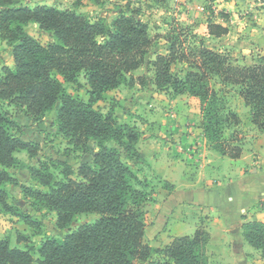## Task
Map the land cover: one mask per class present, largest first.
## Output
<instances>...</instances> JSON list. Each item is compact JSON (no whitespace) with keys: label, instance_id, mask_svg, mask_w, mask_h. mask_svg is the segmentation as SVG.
<instances>
[{"label":"trees","instance_id":"obj_1","mask_svg":"<svg viewBox=\"0 0 264 264\" xmlns=\"http://www.w3.org/2000/svg\"><path fill=\"white\" fill-rule=\"evenodd\" d=\"M20 1L0 0V40L11 47L14 58L13 67L4 64L0 73V206L13 210L6 184L18 185L10 172L20 163L16 153L39 156L40 145L22 133L41 123L58 104L59 133L74 151L91 154L92 158L81 161L77 169L67 166L60 179L44 164L31 169L47 191L20 187L57 213L60 229L81 213L98 217L63 238H46L36 249L13 247L8 239H0V264H138L153 255L157 256L152 264H208L210 233L203 224L194 234L175 236L164 247L145 242L147 204L155 202V189L132 167L146 161L138 149L140 128L119 120L112 110L104 114L98 106L109 91L150 82L147 75H134L146 62L154 42L140 10L125 11L109 23L102 16L92 19L73 10L44 4L31 7ZM30 23L51 32L55 41L42 44L26 30ZM207 23L214 37L228 33L226 26L212 18ZM196 38L189 29L172 26L166 38L167 53L156 54L148 63L154 71L152 82L173 96L198 98L200 127L209 146L232 159L240 158L244 150L241 117L228 107L221 89H216L211 79L237 88L249 108L251 123L264 131V54L252 64H234L227 53ZM176 63L187 64L184 77L173 74ZM81 74L88 85L87 100L75 97L66 87V83L79 84ZM4 102L23 112L13 114ZM164 187L174 188L166 181ZM22 218L31 228H38L28 213ZM243 236L264 258V222L245 223ZM28 240L24 234L17 239Z\"/></svg>","mask_w":264,"mask_h":264},{"label":"rangeland","instance_id":"obj_2","mask_svg":"<svg viewBox=\"0 0 264 264\" xmlns=\"http://www.w3.org/2000/svg\"><path fill=\"white\" fill-rule=\"evenodd\" d=\"M20 2L31 7L44 4L62 10H73L87 14L92 19L102 16L109 23L125 11L140 10V17H142L144 22L148 23L149 33L154 38V42L146 56V62L134 74L135 76L147 75L150 82L146 87L140 84L133 88L123 85L115 91L106 93L103 100L98 103V106L104 114L112 110L117 118L123 122L129 121L132 123L136 119V122L141 125L140 129L144 133L150 134V137H145L140 142L144 150H148L146 148L154 145L156 151L161 149L162 153H165L169 145L176 143V139L180 137L181 130L184 133L188 130L187 136L185 135L186 137L194 136L197 138L199 134L198 129H196L200 108L199 99L188 95L172 98L167 92L159 90L151 84L153 83L154 71L148 63L156 57V54L167 53L169 42L166 38L170 35L172 26L175 29L181 26L189 29L190 33L197 34L196 40L202 39L206 46L216 51L227 53L234 64L249 65L256 62L258 56L264 54V44L262 46L245 42L249 41L251 37L247 33L235 32L221 38L210 37L204 31L207 14L202 16L196 14L197 12H202L200 10L201 6L209 8V5H211L207 3L209 0H206V3L204 1L197 3L194 0H189L191 5L195 4L196 6V9L194 8L196 18L193 19L188 18L190 8H188L187 0H166L164 2H156L154 0H99L98 2L96 0H21ZM26 30L44 45L55 41L54 35L51 32L41 29L36 23L27 25ZM189 41H192V39H189ZM3 63L13 65L14 61L11 47L6 42L0 40V68ZM172 69L173 74L179 77H184L188 71L187 64L184 63H176L172 66ZM79 78V84L66 83V87L75 97L87 100L89 97L87 94L88 85L83 74ZM211 84L216 89H221V93L227 99L229 108L239 109L243 118L247 115L244 111L246 107L238 94L237 88L232 86L224 87L215 78L211 79ZM3 105L13 114L23 112L20 107L11 103L4 102ZM58 108L59 105H55L52 110L43 116L41 123L27 127L26 132L22 133L25 139H34L40 145L39 156L36 158L30 157L25 151H20L16 153L20 159L19 165L10 168V172L15 176L18 185L12 183L6 184L8 203L13 210H5L0 206V239H8L13 247H34L36 249L46 238H63L69 232L77 230L85 223L93 222L98 217L94 213H81L74 217L69 226L60 229L57 225V213L48 207H43L33 197L28 196L23 188L20 187L26 186L32 190L47 191L49 190L48 187L42 186L32 176L31 169L42 168L44 164V166L49 167V171L56 179H60L63 177L64 168L67 166L77 169L81 161L91 160L92 158L91 154L74 151L67 143V140L59 133L57 125ZM164 122H167L170 128L172 125L174 126L178 123L181 126H178L177 131H172L171 134H168L171 129H165L163 127ZM247 132L242 131L243 134H248L251 131ZM164 134H167V136ZM149 150L151 151V149ZM169 152H171V148H169ZM165 155L163 154L162 156ZM132 167L138 172L140 178H147L151 181L155 189L154 198L156 196L157 200L159 199L160 201L165 195L166 189L163 177L156 174V171L150 168L147 161L135 163ZM34 203L37 205H33ZM157 208L154 203L147 204L145 242L154 247L157 246L156 241H160L159 237L167 233L170 226L165 221L167 220L165 218L160 219L161 221H158L157 224L155 223ZM26 213L38 223V228H31L23 221L22 217ZM207 219L208 217L202 220V223L204 224ZM176 226L181 227L182 225L181 223H177ZM204 226L208 228L206 223ZM20 234L28 236L29 240L27 242H18L17 239ZM161 242H164V240ZM34 254L36 257L38 256L36 252ZM156 256L153 255L148 261L138 264H152ZM208 257V264H233L234 258L236 263H240L241 261L240 257L233 256L232 254H228L223 258L213 254H210Z\"/></svg>","mask_w":264,"mask_h":264},{"label":"crops","instance_id":"obj_3","mask_svg":"<svg viewBox=\"0 0 264 264\" xmlns=\"http://www.w3.org/2000/svg\"><path fill=\"white\" fill-rule=\"evenodd\" d=\"M187 1L188 8H190L188 18H196L195 4L191 5L189 0ZM194 1L206 3V0ZM207 3L212 6L209 5V8L201 6L202 12L196 14L199 16L207 14L204 31L210 37L214 36L208 31V18L226 26L228 28L226 35L235 32L247 33L251 35L249 41H242L263 46L264 0H209ZM7 65L13 67L14 64ZM151 84L155 86L154 83ZM136 85L138 84L136 83L132 88ZM167 93L172 98L177 97ZM245 107L244 111L247 113L245 119L241 116L239 109L231 108L241 117L242 131H251L247 132L250 135L243 134L244 150L241 157L237 159L222 155L209 146L200 127V108L198 123H196V129L199 131L198 137H186L188 130L185 133L181 130L176 143L169 145L165 153H162L161 149L156 151L154 145L144 150L140 142L150 134L140 129L139 151L149 163L150 168L163 177L164 182H169L174 186L172 190L165 189V195L160 201L155 196L154 204L158 207L155 223L165 218L170 225L168 232L159 237V242L156 241V248L166 246L175 236L194 234L203 224L202 220L208 217L205 220L208 226L206 228L210 233L208 255L213 254L223 258L232 254L241 258L240 263H236L235 258L234 261L231 259L233 264H264L260 250L252 247L243 236L245 223L264 222V131H259L251 123L249 108L246 105ZM132 124L139 128L141 126L136 119L132 121ZM178 126L181 125L178 123L170 128L167 122L163 124L165 129H171L168 134L177 131ZM164 135L167 136V134ZM163 154L166 155L162 156ZM177 223H181L182 226H176ZM180 230L183 231L180 232ZM162 240L164 242H161Z\"/></svg>","mask_w":264,"mask_h":264}]
</instances>
